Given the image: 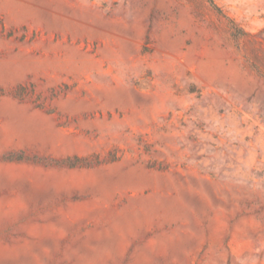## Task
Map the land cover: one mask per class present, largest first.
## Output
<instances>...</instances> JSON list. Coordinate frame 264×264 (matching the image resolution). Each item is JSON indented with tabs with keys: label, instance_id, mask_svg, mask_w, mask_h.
Instances as JSON below:
<instances>
[{
	"label": "rangeland",
	"instance_id": "1",
	"mask_svg": "<svg viewBox=\"0 0 264 264\" xmlns=\"http://www.w3.org/2000/svg\"><path fill=\"white\" fill-rule=\"evenodd\" d=\"M0 264H264V0H0Z\"/></svg>",
	"mask_w": 264,
	"mask_h": 264
}]
</instances>
